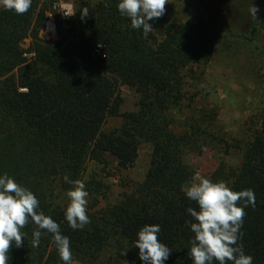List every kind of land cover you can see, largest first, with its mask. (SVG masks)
I'll return each instance as SVG.
<instances>
[{
  "label": "trees",
  "instance_id": "16d2710c",
  "mask_svg": "<svg viewBox=\"0 0 264 264\" xmlns=\"http://www.w3.org/2000/svg\"><path fill=\"white\" fill-rule=\"evenodd\" d=\"M56 2L32 0L23 15L0 8V176L34 193L40 210L69 238L73 263L146 264L134 242L144 225L157 224L159 240L172 250L164 264H193L187 209L198 206L182 191L194 176L184 157L224 140L217 113L199 110L197 95L189 96L185 71L207 66L227 34L255 23L249 9L262 10L264 0H204L206 12L192 4L195 14L162 39L132 28L119 0H83L69 27L54 15L58 37L48 41L40 33ZM85 7L89 15L82 19ZM122 85L140 95L134 112L121 114ZM116 117L121 126L107 129ZM142 143L152 146L145 178L121 202L99 209L108 190L90 179L89 165L105 170L113 162L128 170ZM65 176L81 180L92 199L83 229H72L65 218L73 187ZM209 179L254 191L255 207L245 209L238 244L253 264H264V112L240 168L221 163ZM36 228L29 222L22 229L24 243L13 245L8 264H64L51 233L41 230L39 246H32Z\"/></svg>",
  "mask_w": 264,
  "mask_h": 264
},
{
  "label": "rangeland",
  "instance_id": "374dc122",
  "mask_svg": "<svg viewBox=\"0 0 264 264\" xmlns=\"http://www.w3.org/2000/svg\"><path fill=\"white\" fill-rule=\"evenodd\" d=\"M82 1L57 0L53 7L56 10V13H52L53 18L55 14L60 15L65 7L70 8L75 16ZM192 4L204 12L208 9L204 0H168L165 14L148 21L156 36L162 39L169 28L191 18L196 12ZM253 20V24L240 25L238 34H227L207 66H194L185 71L186 90L189 96L197 95L195 106L199 110H214L217 113L220 136L229 144L215 141L206 146L201 155L193 152L185 154V163L194 171L193 179L185 187L194 182L197 174L209 178L221 163L239 169L246 145L259 126L264 112V8L258 10L256 18L252 16ZM40 36L48 41L58 37L46 35L44 31H41ZM29 46L30 39L22 43L24 49ZM120 93L123 98L121 114L136 111L140 99L137 91L122 85ZM121 124V117L112 118L107 129L118 128ZM151 155L152 146L142 143L135 164L128 170L118 169L113 162L105 170L94 163L89 165L87 175L90 179L102 182L108 190L107 200L101 203L99 209L107 204H118L125 193L131 192L135 184L143 181L150 166ZM87 200L89 208L92 199L87 197Z\"/></svg>",
  "mask_w": 264,
  "mask_h": 264
},
{
  "label": "clouds",
  "instance_id": "9594fccd",
  "mask_svg": "<svg viewBox=\"0 0 264 264\" xmlns=\"http://www.w3.org/2000/svg\"><path fill=\"white\" fill-rule=\"evenodd\" d=\"M167 3L168 0H119L117 8L122 16L130 19L132 28L143 29L147 37L153 31L148 21L161 18L166 12ZM31 4L32 0H0V6L18 15L27 13ZM249 11L256 18L258 8L254 4ZM88 15V8H83L81 18ZM64 180L73 185L67 192L69 203L65 218L72 229H83L90 223L85 184L81 180L72 181L68 176ZM182 191L198 206V210L192 207L187 209L193 218L188 222L194 234L188 253L193 264H253V257L244 253L238 241L246 216L245 209L255 207L254 191H233L226 182H213L199 174ZM29 222L37 226L32 233L33 247L39 246L41 230H45L52 234L64 264H73L69 238L61 234L57 222L40 210V202L34 193L7 174L0 176V264H8V253L13 245L17 248L23 245L26 233L22 229ZM160 231L159 225L146 224L137 233L135 247L139 249V258L146 264H164L172 251L159 240ZM125 254L126 251L122 253Z\"/></svg>",
  "mask_w": 264,
  "mask_h": 264
},
{
  "label": "built area",
  "instance_id": "2783aa9c",
  "mask_svg": "<svg viewBox=\"0 0 264 264\" xmlns=\"http://www.w3.org/2000/svg\"><path fill=\"white\" fill-rule=\"evenodd\" d=\"M60 12H61L60 13V19L62 21H64V26L69 27V25H67L66 21L70 20L71 18L74 17L72 10L68 7H65V8H62V10ZM42 31H44L46 35L54 36V37L57 36V26L55 23V19L52 16L46 22V25ZM96 52L99 53V50H97Z\"/></svg>",
  "mask_w": 264,
  "mask_h": 264
}]
</instances>
